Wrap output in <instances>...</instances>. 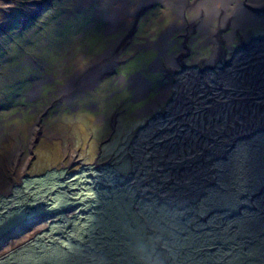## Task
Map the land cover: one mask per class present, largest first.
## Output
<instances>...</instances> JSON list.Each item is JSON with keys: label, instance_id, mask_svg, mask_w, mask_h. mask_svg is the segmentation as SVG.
<instances>
[{"label": "rangeland", "instance_id": "rangeland-1", "mask_svg": "<svg viewBox=\"0 0 264 264\" xmlns=\"http://www.w3.org/2000/svg\"><path fill=\"white\" fill-rule=\"evenodd\" d=\"M185 1L0 0V264H264V14Z\"/></svg>", "mask_w": 264, "mask_h": 264}, {"label": "bare ground", "instance_id": "bare-ground-1", "mask_svg": "<svg viewBox=\"0 0 264 264\" xmlns=\"http://www.w3.org/2000/svg\"><path fill=\"white\" fill-rule=\"evenodd\" d=\"M169 3L171 6H176V8L181 9L185 7L186 1L185 0L184 1L183 0H169ZM208 4L211 5V8L210 6L208 7L210 8L212 13L217 15V18L221 16L222 14H225L224 17L226 20L224 22L230 23L237 16L239 21L234 20L233 23L234 24L238 23L242 27L248 25V23L249 24L257 23L259 19H257L256 16L260 15V13L264 14V0H243V1L242 0H209V1H203L202 4L197 3V8H199L200 10H202L203 8L205 11H207ZM214 4H216L215 6H217L218 9L213 7ZM224 5L226 6V8L222 10L220 6L224 7ZM187 11H193V9H190ZM190 23H193V21H191ZM261 24L264 25V21ZM176 26L177 24L173 25V29H176ZM200 26L201 28L206 29L205 20L202 21ZM214 30L216 33L219 32V26L218 28H214ZM168 36L169 35H167L166 37ZM214 56H217L216 53L214 54ZM167 62L169 64H175V65L178 64L176 61H173V60H169ZM94 69L95 68L86 70L81 80H84L86 82H91V80L93 81L94 79V75L98 77L100 72L97 71L96 73ZM260 194L261 192L258 195Z\"/></svg>", "mask_w": 264, "mask_h": 264}, {"label": "water", "instance_id": "water-1", "mask_svg": "<svg viewBox=\"0 0 264 264\" xmlns=\"http://www.w3.org/2000/svg\"><path fill=\"white\" fill-rule=\"evenodd\" d=\"M31 17H33V16H31ZM33 18H35V17H33Z\"/></svg>", "mask_w": 264, "mask_h": 264}, {"label": "trees", "instance_id": "trees-1", "mask_svg": "<svg viewBox=\"0 0 264 264\" xmlns=\"http://www.w3.org/2000/svg\"><path fill=\"white\" fill-rule=\"evenodd\" d=\"M243 209V208H242Z\"/></svg>", "mask_w": 264, "mask_h": 264}]
</instances>
